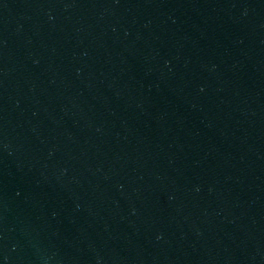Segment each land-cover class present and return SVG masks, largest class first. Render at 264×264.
<instances>
[{
  "label": "water",
  "instance_id": "1",
  "mask_svg": "<svg viewBox=\"0 0 264 264\" xmlns=\"http://www.w3.org/2000/svg\"><path fill=\"white\" fill-rule=\"evenodd\" d=\"M0 264H243L186 0H0Z\"/></svg>",
  "mask_w": 264,
  "mask_h": 264
}]
</instances>
